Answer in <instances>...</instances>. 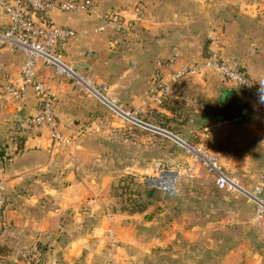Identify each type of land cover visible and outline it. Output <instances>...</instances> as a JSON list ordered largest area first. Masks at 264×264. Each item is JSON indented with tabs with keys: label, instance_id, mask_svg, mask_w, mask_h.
<instances>
[{
	"label": "crops",
	"instance_id": "obj_1",
	"mask_svg": "<svg viewBox=\"0 0 264 264\" xmlns=\"http://www.w3.org/2000/svg\"><path fill=\"white\" fill-rule=\"evenodd\" d=\"M115 13L133 24L137 40L118 47L108 38L113 27L98 33L90 27ZM52 18L80 33L62 48L67 59L74 65L85 62L88 66L79 69L105 96L142 117L173 118L179 108L174 113L171 102L197 104L200 96L202 106L216 104L228 91L252 104L208 70L172 82L167 98L159 101L175 71L204 63L212 50L264 86V0H96L92 13L56 12ZM6 25L0 11V27ZM24 62V54L0 46V264H106L109 230L120 241L122 264H264V221L256 222L253 206L236 194H228L232 203L221 202L227 216L220 218L210 212L192 215L200 211L197 200L190 203V215L178 201L174 215L170 207L160 208V201L150 200L142 210L124 208L113 192L122 177L143 182L163 174L164 165L172 167L169 175H184L177 146L108 115L99 98L58 76L43 60L38 76L56 95L59 120L74 143L57 147L46 131L21 130L20 121L36 111L38 99L30 87L24 99L14 100L3 85L21 80ZM201 119L207 120L202 114ZM184 123L177 126L199 129L220 165L247 185L264 173L259 112L207 120L204 127L194 120Z\"/></svg>",
	"mask_w": 264,
	"mask_h": 264
},
{
	"label": "built area",
	"instance_id": "obj_2",
	"mask_svg": "<svg viewBox=\"0 0 264 264\" xmlns=\"http://www.w3.org/2000/svg\"><path fill=\"white\" fill-rule=\"evenodd\" d=\"M95 5L96 0H0V11L5 14L7 20L6 27H0V46L25 56L21 80L5 83L3 90L14 100H21L32 87L38 99L36 111L20 121V129L30 135L46 131L53 145L57 147H67L74 143V137L65 131L59 120L56 95L38 76L37 64L39 60H43L55 68L58 76L71 79L76 86L99 98L124 121L166 135L177 143L193 149L215 172L218 187L244 195L254 204L255 221H264V173L259 175L254 185L244 186L238 178L223 169L216 155L206 151L207 146L206 149L203 147L194 149L175 132L145 120L139 111H129L120 107L96 87L91 77L83 74L67 59L62 48L77 40L80 33L74 28L57 25L52 15L56 12L92 13L95 11ZM108 18V21L94 26L92 30L95 33L103 32L113 23L116 32L131 31L133 24L123 17L109 15ZM88 33L89 30L83 31V34ZM207 70L221 75L225 81L235 85L241 94L250 99L255 111L264 116V86L245 70L223 60L217 49L211 51L204 63H189L175 71L160 91L159 101L167 98L172 82ZM163 183L164 189L169 191L172 189L170 180H163ZM107 241L106 264H122L118 257L121 244L113 230L107 232Z\"/></svg>",
	"mask_w": 264,
	"mask_h": 264
},
{
	"label": "rangeland",
	"instance_id": "obj_3",
	"mask_svg": "<svg viewBox=\"0 0 264 264\" xmlns=\"http://www.w3.org/2000/svg\"><path fill=\"white\" fill-rule=\"evenodd\" d=\"M111 15L123 17L125 20H127L123 15H120V14L115 13ZM108 20L109 18L106 19V21ZM98 24H100V21L96 19L92 22L90 27H94ZM108 27H114V24L111 23ZM113 31H112V34H110L108 38H110L111 40H117L118 47H120V44H126L127 42H130L133 39L134 40L138 39V38H135L136 35H132L131 31L116 32L114 29ZM202 39L204 40L205 36L202 35ZM202 49H203L204 55L202 54L201 56L207 57L208 47L204 44V41L202 43ZM191 63H195V62H191ZM65 79H69V78L65 77ZM101 91L103 92L105 90L101 89ZM242 98L243 100L247 101L246 96L245 97L242 96ZM204 101L205 99L199 96L197 104L190 103V100H188V101H184V103L180 105L177 104L178 105L177 106L176 104H173V102H171L169 108L174 110V113H175V110L179 108L176 115L173 118H170V116H167L164 114H158V113L155 115H152V117L145 116L143 118L151 123L157 124L172 132H175L176 134L181 136L184 140H186L187 143L194 149H198L199 147L205 148V146H207V149L205 148L206 151L208 153L214 154L212 150L210 149L211 147H209L207 144L208 141L205 135H203L202 132H198L199 129L196 130L194 129V127L188 126V125L187 126L185 125V127L177 126L178 124H181V123L187 124V123H184L186 121L194 120L196 124L202 125L204 127L207 121V120L201 119V114L203 111L202 103ZM105 107L107 109L108 115L114 118H118L123 122L129 123L127 121H124L120 117H118L117 114L113 110H111L108 106L105 105ZM129 125H133V124L129 123ZM142 130L148 133H151L153 135L163 137L166 140H168V142H171V143L173 142L177 146V159H179V161L182 164L184 175L182 177H179V175H176L174 173L169 175L166 171H168L172 167H168L167 165L166 166L164 165L163 174L158 173L156 175L146 176L143 182L140 181L139 177L138 178L133 177V176L122 177L119 183L114 187L113 192L116 193V196L119 195L121 199L120 202L121 203L124 202V205H123L124 207L129 205L130 198L132 196V194H129L127 192L128 190H126L127 184L130 183L129 184L130 186L138 185V188L140 190V196L137 195V197H141V195L143 194L141 198H138V199H141L143 202H146L149 199L145 191L147 189H155L154 195L149 200L162 202L160 208H163V206L170 207V211H172V215L176 214V212L174 211V203H176L177 201L182 203L181 207H183L184 208L183 210H186L185 212L188 214L192 210L190 207V203L197 200L196 205L200 208V211L199 212L194 211L192 215L204 216L205 215L204 212H210L209 213L210 216L214 218H220L223 216H227L226 215L227 210L223 209L224 204H222L221 202L222 201L226 202V199L231 202V199L228 198V194L229 195L236 194L239 196V199H241L244 202L248 201V203L253 206L254 216H255L254 204L250 202L244 195L240 194L239 192L228 191L226 189H221L218 187L217 177H216L215 172L211 170L210 166L205 161V159H203L200 155H198L193 149H189L188 147L177 143L170 137L163 135L161 133H158L156 131L146 130V129H142ZM179 153L181 154V156L178 155ZM223 169L228 174L232 175L233 177L238 178L244 186H248V187L251 186V185H247V183H245L246 182L245 180L242 179L243 181H245L243 182L237 175L228 171L226 168H223ZM166 179L171 181L172 189L170 191L163 188V185H164L163 180H166ZM192 186L195 187V190L193 189V191H191V188H193ZM177 189H179V193H177ZM157 191H159V193ZM133 197L135 196L133 195ZM222 197H225V198H222ZM172 205L173 207H171ZM248 213H249L248 209L245 208V211L243 212V214L248 215ZM178 214L176 216H178ZM215 233L216 235H219L222 232L221 230H215Z\"/></svg>",
	"mask_w": 264,
	"mask_h": 264
},
{
	"label": "water",
	"instance_id": "obj_4",
	"mask_svg": "<svg viewBox=\"0 0 264 264\" xmlns=\"http://www.w3.org/2000/svg\"><path fill=\"white\" fill-rule=\"evenodd\" d=\"M89 14V12H84ZM91 51L87 52V56ZM88 65L85 62H79L76 68H85ZM255 113L254 106L249 102H243L232 91L224 93L220 101L216 104L204 103L202 116L207 120L228 121L236 118L252 116Z\"/></svg>",
	"mask_w": 264,
	"mask_h": 264
},
{
	"label": "trees",
	"instance_id": "obj_5",
	"mask_svg": "<svg viewBox=\"0 0 264 264\" xmlns=\"http://www.w3.org/2000/svg\"><path fill=\"white\" fill-rule=\"evenodd\" d=\"M129 184L130 183L127 184L126 190H128L127 192L129 194H132V196L130 195L131 196L130 202H129V205L126 206V208L131 209V210H142V209H144V207H146L148 201H150L149 199L154 195L155 189H147L145 191V193L149 199H148V201L143 202L141 199H138V198H141L143 194L141 195V197H137V195L140 196V190L138 188V185L137 186L136 185L130 186ZM133 195L135 197H133Z\"/></svg>",
	"mask_w": 264,
	"mask_h": 264
}]
</instances>
